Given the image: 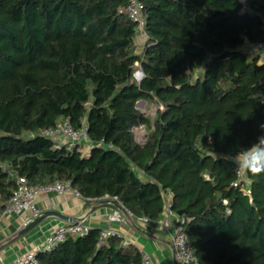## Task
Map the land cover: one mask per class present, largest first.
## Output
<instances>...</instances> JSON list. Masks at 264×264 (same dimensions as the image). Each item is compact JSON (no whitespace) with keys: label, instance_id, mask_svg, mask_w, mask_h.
I'll return each instance as SVG.
<instances>
[{"label":"trees","instance_id":"trees-1","mask_svg":"<svg viewBox=\"0 0 264 264\" xmlns=\"http://www.w3.org/2000/svg\"><path fill=\"white\" fill-rule=\"evenodd\" d=\"M129 1L0 0V214L17 175L70 181L91 201L117 197L153 222L170 195L199 264H264V174H247L245 194L219 158L262 134L264 61L241 47L264 42V0H140L141 52ZM139 102L162 106L154 121ZM62 118L88 124V153L39 135ZM99 236L68 235L39 260L142 264L134 244L98 246Z\"/></svg>","mask_w":264,"mask_h":264},{"label":"built area","instance_id":"built-area-1","mask_svg":"<svg viewBox=\"0 0 264 264\" xmlns=\"http://www.w3.org/2000/svg\"><path fill=\"white\" fill-rule=\"evenodd\" d=\"M126 11L138 24L137 36L140 32H143V37L146 40L147 36L144 30L146 23L144 4L140 0H130ZM241 49L250 57L259 56L260 60L264 61V42L252 43L246 40ZM88 131L89 127L86 122L82 127L75 128L69 118H62L53 127L40 131L39 135L55 140V147L66 145L70 150L78 147L80 150L82 149L83 154H86L83 151V145L91 144ZM16 179L17 187L0 214V222L7 215H18L23 217L22 227L26 228L42 212L37 206V199L43 193L50 194L71 191L76 197L91 201L84 198L80 192L74 189L70 181H56L54 183L34 186L25 177L17 175ZM234 185L243 186L245 194L251 195V187L247 174L238 175V180ZM105 200L115 202L118 205L108 216L110 223L124 222V214L130 218L134 217L132 212L126 209L117 197L111 198L107 196ZM165 201V210L169 220L164 224V230L171 237L179 259L182 264H199L184 227L185 220L178 218L177 222H173L171 218L176 215L171 210V199L165 196ZM224 203L227 204V201L225 200ZM143 220L148 219L143 218ZM90 230L81 223L73 222H66L54 226L44 242L36 250L27 251L16 259L15 264H41L38 257L40 253L53 251L68 235L83 236ZM110 237L123 238L119 230L111 226L103 228L100 229L98 246L104 244ZM124 244L129 245L131 242L124 239ZM142 264L154 263L147 254L142 253Z\"/></svg>","mask_w":264,"mask_h":264},{"label":"crops","instance_id":"crops-1","mask_svg":"<svg viewBox=\"0 0 264 264\" xmlns=\"http://www.w3.org/2000/svg\"><path fill=\"white\" fill-rule=\"evenodd\" d=\"M145 43L139 44L138 52ZM91 144H84L83 151L88 153ZM166 197L171 199L170 195ZM37 206L42 211H58L71 218L83 219L81 223L89 229L113 227L122 237L134 244L143 254H147L154 264H182L171 237L165 232L164 224L169 220L166 210L159 221L134 219L124 214V222L110 223L108 216L116 208L105 201H88L76 197L71 191L64 193L40 194ZM177 222L178 216H173ZM67 221L50 216L40 220L30 230L24 232L23 217L7 215L0 222V264H15L18 257L30 250H36L51 232L54 226Z\"/></svg>","mask_w":264,"mask_h":264},{"label":"clouds","instance_id":"clouds-1","mask_svg":"<svg viewBox=\"0 0 264 264\" xmlns=\"http://www.w3.org/2000/svg\"><path fill=\"white\" fill-rule=\"evenodd\" d=\"M261 135L250 146L233 153L220 154L219 158L233 165L237 175L250 174L260 176L264 174V123L259 125Z\"/></svg>","mask_w":264,"mask_h":264},{"label":"rangeland","instance_id":"rangeland-1","mask_svg":"<svg viewBox=\"0 0 264 264\" xmlns=\"http://www.w3.org/2000/svg\"><path fill=\"white\" fill-rule=\"evenodd\" d=\"M137 41L139 44H142L144 42V37H143V32H140L137 36ZM142 69L140 67L139 64L136 65V70L134 73V79L137 82H140L142 75H141ZM162 108L161 105H158L156 103H152V102H144L143 106L141 107V110L148 115L149 117H151V119L154 121L158 109ZM148 129H146L144 126H140L134 129V133H135V137L136 140L139 143H144L146 141V139L148 138Z\"/></svg>","mask_w":264,"mask_h":264},{"label":"water","instance_id":"water-1","mask_svg":"<svg viewBox=\"0 0 264 264\" xmlns=\"http://www.w3.org/2000/svg\"><path fill=\"white\" fill-rule=\"evenodd\" d=\"M142 78L141 80L144 78V73L143 71L141 72ZM140 80V81H141ZM144 102H139L137 104L138 108H141L143 106ZM105 202H109L114 204L115 206H118L115 202H110L108 200H105ZM181 213L179 212L178 215H180ZM50 216H54L57 217L61 220L67 221V222H73V223H79L81 222L83 219H78V218H71L70 216L64 215L61 212L58 211H42L25 229L24 232L30 230L34 225H36L40 220L45 219L46 217H50Z\"/></svg>","mask_w":264,"mask_h":264}]
</instances>
